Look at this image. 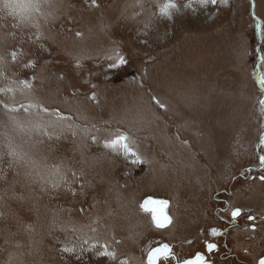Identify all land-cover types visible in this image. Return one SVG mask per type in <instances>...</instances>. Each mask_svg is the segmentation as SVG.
I'll return each instance as SVG.
<instances>
[{"label":"rangeland","instance_id":"374dc122","mask_svg":"<svg viewBox=\"0 0 264 264\" xmlns=\"http://www.w3.org/2000/svg\"><path fill=\"white\" fill-rule=\"evenodd\" d=\"M166 2L50 0L23 16L0 3V88L16 89L0 100L50 113L0 107V264H144L161 241L181 260L203 240L222 244L211 227L225 226L214 210L229 219L225 198L260 216V236L234 235L238 257L255 264L264 255V0H175L171 19L159 11ZM114 50L128 63L109 69ZM21 80L31 90L11 83ZM57 111L72 119L58 121ZM48 121V135L32 127ZM118 131L145 163L103 147ZM145 197L169 201L170 229H154ZM103 243L115 260L97 254Z\"/></svg>","mask_w":264,"mask_h":264},{"label":"snow or ice","instance_id":"6c2138e0","mask_svg":"<svg viewBox=\"0 0 264 264\" xmlns=\"http://www.w3.org/2000/svg\"><path fill=\"white\" fill-rule=\"evenodd\" d=\"M2 8L7 9L8 15H12V8L15 3V0H2ZM92 3L94 6H98L96 4V0H92ZM195 3L201 7H207L209 4L211 5H216L218 3H227V0H190L188 4H185L184 7L186 8H191L192 4ZM29 6L31 10H35L37 12L40 11V9L43 6H50V0H43V3L41 0H35V2H29ZM172 10L179 11V7L176 4L175 0H167L166 3H164L159 11L162 17H165L167 19L172 18ZM261 26L258 24L257 28H260ZM261 36H264V29L261 30L259 33ZM77 36H81L82 34L77 32ZM17 56L16 52L12 53V59L15 61ZM108 60L113 61L108 65L109 69H118L121 66H124L128 63L127 59L118 51L114 50V53L112 55H109L106 57ZM258 59L260 61H264V50L260 52V55L258 56ZM0 61H2V58H0ZM26 67H34V63L29 61L28 64L25 65ZM79 61H77V67H79ZM34 80V77L32 78ZM13 85L18 84L21 89L24 90H31L33 87L32 80H21L19 82L17 81H12L11 82ZM259 83L262 89H264V75H261L259 77ZM16 89L12 86H7L0 88V95L7 96L9 100H12L14 97ZM93 101L96 100V96L93 93L90 97ZM153 101L162 109H164L166 106L161 104L158 99L155 97L152 98ZM264 104V101L261 102ZM0 107H3L5 110H7L9 113H17L23 110L24 112H29L31 109L38 108L41 113L44 114H49L48 109L44 108L41 105L33 104V103H28V104H20L19 106L6 102L5 100H0ZM57 118L58 121H67L71 120V116H65L60 112H56L54 114ZM12 122L17 126L23 128V125L19 122L16 121L13 117H10ZM69 128L72 127L71 124L67 125ZM35 130L37 131H42L44 135H48L47 128L48 127H55V124L52 121H48L47 123L40 122L36 123L32 126ZM95 128V126H93ZM99 131V129H97ZM73 135H75V132H73ZM91 140L93 143L97 142V136L93 135L91 137ZM103 147L106 149H109L113 153H122L125 157L131 156L133 157V163H140L143 164L145 161L141 158L139 153L133 148L132 144L134 141H131V138L126 132H120L118 131L116 135H114L111 139H105L103 140ZM262 144H264V140L261 141ZM9 147V152L8 154L14 158L17 159H23V155L19 152L16 151L15 148L11 144L8 145ZM259 164L262 169H264V155H261L259 157ZM56 174H59V168L56 169ZM261 181H264V176L259 177ZM63 179V178H62ZM53 187H57L58 184L53 183ZM169 206V201L167 200H154V199H147L143 201V203L140 205L141 209H143L146 212L151 213V219L152 222L154 223L155 227L157 229H165L167 228L171 223H172V217L167 214L166 209ZM242 215V209L240 208H235L231 212V217L233 220H235L237 217ZM249 221H255L257 218L255 216L249 215L247 217ZM252 231L256 230V225L253 223L251 225ZM92 231H96L95 228L92 229ZM211 234L213 236L219 235V231L217 229H212ZM84 244H88L89 241L88 239L83 240ZM97 243H93L91 245V249H96ZM100 251H98V255L102 257H107L112 260H115L116 258V252L115 251H110L109 246L107 243L100 244ZM217 248V245L214 243H208L207 244V249L208 251H214ZM64 252H74L75 248H68L65 247L62 249ZM171 259H176L175 254L172 250V247L167 244V243H162L157 247L150 248L147 252V264H160V261H169ZM123 264V262H122ZM177 264H207V261L205 257L202 254H197L194 258L192 259H185L183 261H177ZM259 264H264V258H261L259 261Z\"/></svg>","mask_w":264,"mask_h":264},{"label":"flooded vegetation","instance_id":"af4514ba","mask_svg":"<svg viewBox=\"0 0 264 264\" xmlns=\"http://www.w3.org/2000/svg\"><path fill=\"white\" fill-rule=\"evenodd\" d=\"M233 185L234 184H231V186H233ZM224 194L227 197L233 196V190L230 188V190H228V192L226 191ZM213 196H214V200H215V193H214ZM225 199H221L220 201L222 203L224 202L223 203L224 206H225L224 207V210L225 211H228L229 210V219H226L225 215L224 216H221L219 214L218 215L215 214V210H214V218L218 219L219 221H221L222 223L225 224L223 230H220L218 226L216 227V229L220 233L219 235H216V236H218L219 239H223L224 240L222 242V244H221V242L216 241L215 238H213V237H212L213 238L212 240H203L201 244H198L197 245L196 250L194 251L193 255L184 257L183 259L179 260L177 254L174 253L176 259L169 260L170 262L168 264H177V261H183L185 259H192L198 253L199 254H202L205 257V259L207 261V264H224V262L225 263L228 262L229 264L230 263L231 264H234V263L235 264H248V263L242 261V259H240L238 257V255H237V253H236L239 250L237 248L239 246L243 245V241H241V242L238 241L237 238H235V236H237L239 233L240 234H243L242 232L245 233L246 231H248V234H249L250 238L252 236H254V234L257 233V232L259 233V235H257V237L260 236L261 235V233H260L261 232V228L258 227L260 225V223H261L260 220H259L260 216L257 215V213L253 212L248 207H244V206L243 207H232V206H230L229 203H227V201L225 202ZM235 208L242 209V215L239 216V217H237L235 220H233L232 217H231V212ZM249 215L255 216L257 219L254 222L253 221H249L247 219V217ZM172 221H173V218H172ZM252 223H255V225H256V230L255 231H252V228H251ZM170 225L167 228H169ZM212 229H215V226L214 225H212L211 230ZM155 230H158V229H155ZM160 231H162V230H160ZM240 231H242V232H240ZM251 233H253V234H251ZM202 234L205 236V234L203 232H201V235ZM232 240H234V241H232ZM194 241L197 242V239H195ZM229 242H230V244H233V246L232 245H229L228 246L227 243H229ZM162 243H165V242L161 241L158 245H160ZM208 243H214V244H216L217 245V248L214 251H211V252L208 251V249H207V244ZM169 245L172 247V250H173V245L172 244H169ZM197 248H201V249L199 250ZM243 253L246 254L247 251H245V252L243 251ZM146 255H147V253H146ZM146 255H145V258L143 260L144 264H147V262H146ZM215 256H216V258H218V261H215ZM262 257H264V255L261 256V257H259V258H254V259H257L256 261L258 262V260L260 258H262ZM163 262H168V261L161 260L160 261V264H162ZM257 262H256V264H257Z\"/></svg>","mask_w":264,"mask_h":264},{"label":"clouds","instance_id":"9594fccd","mask_svg":"<svg viewBox=\"0 0 264 264\" xmlns=\"http://www.w3.org/2000/svg\"><path fill=\"white\" fill-rule=\"evenodd\" d=\"M16 15L23 16L25 13L31 10L29 3H25L24 0H15L12 8Z\"/></svg>","mask_w":264,"mask_h":264},{"label":"water","instance_id":"95a60500","mask_svg":"<svg viewBox=\"0 0 264 264\" xmlns=\"http://www.w3.org/2000/svg\"><path fill=\"white\" fill-rule=\"evenodd\" d=\"M147 199H154V198H151V197H145V198L141 201L140 205L143 203V201H145V200H147ZM154 200H158V199H154ZM140 209H141V207H140ZM141 210H142L143 212L149 214L150 219H151V213H150V212H146V211H144L143 209H141ZM151 221H152V219H151ZM152 225L155 227V225H154L153 222H152ZM155 228H156V227H155ZM157 246H159V245H157ZM157 246H155V247H157ZM262 258H264V257H262ZM260 260H261V258L258 260L257 264H259V261H260ZM146 262H147V255H146Z\"/></svg>","mask_w":264,"mask_h":264},{"label":"bare ground","instance_id":"6f19581e","mask_svg":"<svg viewBox=\"0 0 264 264\" xmlns=\"http://www.w3.org/2000/svg\"><path fill=\"white\" fill-rule=\"evenodd\" d=\"M166 212H167V209H166ZM167 214H168V212H167ZM169 215V214H168ZM171 216V215H170ZM152 222V221H151ZM172 225H173V221H172V223H171V225H170V227L169 228H167V229H170L171 227H172ZM154 227V226H153ZM155 228V227H154ZM155 229H157V228H155ZM166 228L165 229H158V230H167ZM255 264H256V262H255Z\"/></svg>","mask_w":264,"mask_h":264}]
</instances>
